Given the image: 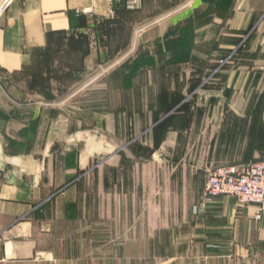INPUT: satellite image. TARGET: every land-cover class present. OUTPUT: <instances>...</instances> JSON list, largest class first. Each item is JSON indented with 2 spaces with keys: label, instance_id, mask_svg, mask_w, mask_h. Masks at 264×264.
Listing matches in <instances>:
<instances>
[{
  "label": "rangeland",
  "instance_id": "rangeland-1",
  "mask_svg": "<svg viewBox=\"0 0 264 264\" xmlns=\"http://www.w3.org/2000/svg\"><path fill=\"white\" fill-rule=\"evenodd\" d=\"M201 3L196 16L190 5ZM179 5L177 17L189 22L175 38L165 23ZM113 8L71 32L69 53L23 64L3 99L28 114L4 128L0 121L6 151L46 163L44 192L70 212L60 224L70 255H91L90 239L118 243L103 246V264L116 248L138 262L157 252L152 244L169 241L159 215L173 220L197 196L206 206L212 168L264 161V0H118Z\"/></svg>",
  "mask_w": 264,
  "mask_h": 264
},
{
  "label": "crops",
  "instance_id": "crops-1",
  "mask_svg": "<svg viewBox=\"0 0 264 264\" xmlns=\"http://www.w3.org/2000/svg\"><path fill=\"white\" fill-rule=\"evenodd\" d=\"M117 1L0 0V121L3 128L6 121H20L28 114L18 108L12 112L10 108L18 103L10 101L8 104L3 99L6 98L5 87L16 81L15 75L23 64L55 50L64 53L65 49L69 53L65 44L71 32L86 29L93 19L111 15ZM123 1L125 4L136 2ZM181 6L173 7L168 16L165 14L170 21L165 26L175 38L179 28L189 22L187 17H177ZM190 6L196 16L207 8L206 3ZM161 19L154 22L159 23ZM246 22L243 18L238 25L244 26ZM164 32L154 36L159 39ZM158 49L153 46L151 51L159 53ZM15 94L17 96L18 92ZM261 120L264 121V115ZM10 130L15 135L20 128ZM1 132L4 137L10 135L5 129ZM3 141L0 135V264H103L107 258L102 252L103 246L112 249L118 243L109 240L102 244L100 239L94 238L84 244V234L81 240L78 238L77 249L82 250L84 244L83 249L88 247L93 250L92 254L82 256L81 252L76 258L72 257L67 248L71 239L60 226L67 221L70 212L56 208L55 194L44 192L46 163L37 164L38 158L27 154L13 156L5 150ZM22 157L27 158L26 165H22ZM196 202L198 196L192 199V209L175 212L173 220L159 215L165 221L159 228H168L169 241L152 244L157 252L148 257L147 253H142L138 262L133 255L119 254L116 248L117 252L109 253L111 264H264V210L256 219L257 205L241 204L232 195H218L203 207ZM142 246L148 250L147 245Z\"/></svg>",
  "mask_w": 264,
  "mask_h": 264
},
{
  "label": "built area",
  "instance_id": "built-area-1",
  "mask_svg": "<svg viewBox=\"0 0 264 264\" xmlns=\"http://www.w3.org/2000/svg\"><path fill=\"white\" fill-rule=\"evenodd\" d=\"M232 195L242 204H256L255 218L264 210V161L232 163L212 168L204 182L202 199Z\"/></svg>",
  "mask_w": 264,
  "mask_h": 264
},
{
  "label": "water",
  "instance_id": "water-1",
  "mask_svg": "<svg viewBox=\"0 0 264 264\" xmlns=\"http://www.w3.org/2000/svg\"><path fill=\"white\" fill-rule=\"evenodd\" d=\"M128 143H126L125 145H122L120 148H123L124 146H126ZM119 148V149H120ZM114 151H113V149H108V150H105V154L106 155H110L111 153H113ZM21 160H22V165H26V163H27V158L26 157H22L21 158ZM2 163H3V161H1ZM41 162V160L40 159H36L35 160V163H37V164H39Z\"/></svg>",
  "mask_w": 264,
  "mask_h": 264
}]
</instances>
